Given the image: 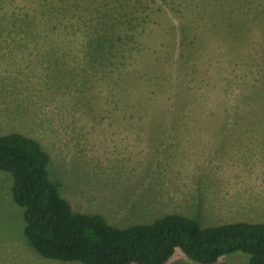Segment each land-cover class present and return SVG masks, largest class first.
Instances as JSON below:
<instances>
[{"label": "rangeland", "instance_id": "1", "mask_svg": "<svg viewBox=\"0 0 264 264\" xmlns=\"http://www.w3.org/2000/svg\"><path fill=\"white\" fill-rule=\"evenodd\" d=\"M11 132L40 142L74 212L264 222V0H0ZM12 184L0 171V264H82L29 247ZM164 264L200 263L176 249Z\"/></svg>", "mask_w": 264, "mask_h": 264}, {"label": "trees", "instance_id": "2", "mask_svg": "<svg viewBox=\"0 0 264 264\" xmlns=\"http://www.w3.org/2000/svg\"><path fill=\"white\" fill-rule=\"evenodd\" d=\"M29 16L13 18L10 26L23 30ZM49 160L38 140L19 132L0 135V171L12 175V196L23 208L27 243L44 258L82 264H164L179 249L200 264H214L236 251L249 255L247 264H264V222L203 227L182 213H169L150 222L114 226L99 214L74 212L48 177Z\"/></svg>", "mask_w": 264, "mask_h": 264}]
</instances>
